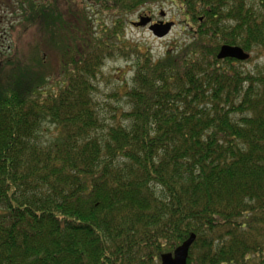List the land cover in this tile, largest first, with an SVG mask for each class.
<instances>
[{"label": "trees", "instance_id": "16d2710c", "mask_svg": "<svg viewBox=\"0 0 264 264\" xmlns=\"http://www.w3.org/2000/svg\"><path fill=\"white\" fill-rule=\"evenodd\" d=\"M164 4L191 33L155 60L123 41V19ZM0 5L50 29L60 78L36 70L41 49L0 84V264H160L191 234L186 264H264V68H239L264 58V0ZM94 7L109 27L93 30ZM222 45L254 57L219 61ZM117 57L133 75L106 124L96 84Z\"/></svg>", "mask_w": 264, "mask_h": 264}, {"label": "rangeland", "instance_id": "374dc122", "mask_svg": "<svg viewBox=\"0 0 264 264\" xmlns=\"http://www.w3.org/2000/svg\"><path fill=\"white\" fill-rule=\"evenodd\" d=\"M79 4L77 12H81L82 8L90 6L85 2ZM14 7L4 8L0 5V58L3 60L10 59L8 67L5 66V68L7 67L6 70L3 75H0V84L6 87L14 83V77L18 74V72H14V68H18L14 67V63L17 65L20 58L25 63L24 67H28L30 65L29 60L31 54L33 55L37 50L46 49L40 54L43 62L37 66L36 70L38 72H44V75L51 76L53 79L51 87L54 88L57 84L56 81L60 78L54 57L55 50H52L56 49V43L49 34L50 29L44 28L43 26L40 28L31 27L26 29L29 24H20L22 15ZM85 11L93 22L92 26L94 31L103 25L109 27L110 23L116 18L111 13L101 12L97 7H94L93 14L87 8ZM140 16L150 17L154 22H171L174 23V27L166 37L159 39L152 35L148 30V26H133V24L139 21ZM123 21V41L130 45H137L140 48L149 49V53L155 60L160 58L166 50L172 48L174 44L179 45L187 42L189 38L188 33H191V29L187 25L189 23L188 20L186 22V19H184V16H182L178 8L170 4L151 6L139 11L137 14L124 18ZM74 24L77 23L74 21ZM79 26L80 24H78ZM23 31L25 32L23 33ZM18 51L22 52L21 57ZM14 56H16L15 60ZM252 57H254L253 54H251L250 58ZM132 66L131 59L121 57L109 59L105 62L102 69V76L97 80L95 99L100 106L102 114L107 117L105 120L106 124L114 120L111 118L114 115L113 109L124 106L125 98L122 97L124 82L130 83L133 75ZM239 68L243 71L251 72L262 69L264 68V58H256L250 63H243ZM116 91H119V95L121 96L117 99L109 98ZM41 136L44 139H50L53 136L52 125L48 123L44 124L43 134Z\"/></svg>", "mask_w": 264, "mask_h": 264}, {"label": "water", "instance_id": "95a60500", "mask_svg": "<svg viewBox=\"0 0 264 264\" xmlns=\"http://www.w3.org/2000/svg\"><path fill=\"white\" fill-rule=\"evenodd\" d=\"M134 27L148 26V30L156 38L166 37L172 30L174 24L169 23H157L151 25V19L149 17L140 18L138 23L133 24ZM217 60L232 59L238 62H246L250 59V54L244 52L241 48L235 46L222 45L216 56ZM195 240V235L191 234L189 238L184 241L179 247H177L173 253L164 254L161 256L160 264H186L188 258V252Z\"/></svg>", "mask_w": 264, "mask_h": 264}, {"label": "flooded vegetation", "instance_id": "af4514ba", "mask_svg": "<svg viewBox=\"0 0 264 264\" xmlns=\"http://www.w3.org/2000/svg\"><path fill=\"white\" fill-rule=\"evenodd\" d=\"M142 18V16L139 17V19ZM160 22H163V23H166V21H153L151 22L152 25L156 24V23H160Z\"/></svg>", "mask_w": 264, "mask_h": 264}]
</instances>
